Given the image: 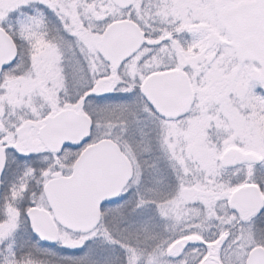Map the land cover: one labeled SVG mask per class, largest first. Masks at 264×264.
I'll list each match as a JSON object with an SVG mask.
<instances>
[{"label":"snow or ice","instance_id":"snow-or-ice-1","mask_svg":"<svg viewBox=\"0 0 264 264\" xmlns=\"http://www.w3.org/2000/svg\"><path fill=\"white\" fill-rule=\"evenodd\" d=\"M0 264H264V0H0Z\"/></svg>","mask_w":264,"mask_h":264}]
</instances>
